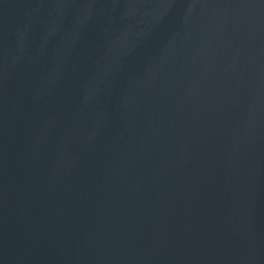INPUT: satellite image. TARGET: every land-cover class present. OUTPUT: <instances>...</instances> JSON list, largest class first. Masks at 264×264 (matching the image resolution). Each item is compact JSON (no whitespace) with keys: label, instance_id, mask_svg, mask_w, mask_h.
<instances>
[{"label":"water","instance_id":"1","mask_svg":"<svg viewBox=\"0 0 264 264\" xmlns=\"http://www.w3.org/2000/svg\"><path fill=\"white\" fill-rule=\"evenodd\" d=\"M0 264H264V0H0Z\"/></svg>","mask_w":264,"mask_h":264}]
</instances>
